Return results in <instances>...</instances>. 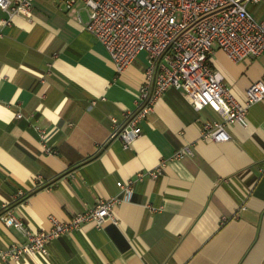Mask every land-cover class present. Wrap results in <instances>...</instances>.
I'll use <instances>...</instances> for the list:
<instances>
[{"label": "crops", "instance_id": "crops-1", "mask_svg": "<svg viewBox=\"0 0 264 264\" xmlns=\"http://www.w3.org/2000/svg\"><path fill=\"white\" fill-rule=\"evenodd\" d=\"M247 8L264 20V4ZM6 17L0 8V23ZM87 19L80 3L67 10L35 0L29 19L0 24V249L26 241L1 220L7 212L48 230L50 217L67 221L120 197L118 182L162 171L132 184L131 200L114 206L115 223L87 222L51 240L48 255L0 264H264V100L248 108L247 127L229 124L230 139L215 142L201 130L221 116L195 111L171 88L125 150L113 120L134 110L146 55L117 73ZM211 65L241 103L264 82V52L233 61L215 49ZM184 147L191 153L175 158Z\"/></svg>", "mask_w": 264, "mask_h": 264}, {"label": "built area", "instance_id": "built-area-1", "mask_svg": "<svg viewBox=\"0 0 264 264\" xmlns=\"http://www.w3.org/2000/svg\"><path fill=\"white\" fill-rule=\"evenodd\" d=\"M35 0H0L7 14L1 27L10 25L14 16H31ZM67 10L82 4L87 13L85 29L104 47L117 73H122L144 53L146 68L135 99L133 111L124 113L123 121L115 124L114 133L130 149L142 133L141 122L153 111L156 101L169 89L185 93L195 111L204 107L221 116L220 121L206 122L202 139L226 142L230 139L229 124L247 127L248 108L264 100V82L257 81L245 91L243 103L226 88L222 74L211 65L215 49H220L233 61L257 57L264 52V20L255 19L249 4H264V0H60ZM0 27V35H1ZM17 118L24 114L18 111ZM46 153H55L45 142L46 132L34 126ZM184 147L175 158L189 154ZM264 167V161H263ZM162 165L133 179L120 181V197L98 201L83 213L67 221L50 217L48 230H31L27 223L12 213L1 215L7 227L21 232L26 241L0 249V261L19 260L25 256L48 255L47 244L61 235L79 229L87 222L101 226L114 220V206L132 198V184L145 176L155 179Z\"/></svg>", "mask_w": 264, "mask_h": 264}, {"label": "rangeland", "instance_id": "rangeland-1", "mask_svg": "<svg viewBox=\"0 0 264 264\" xmlns=\"http://www.w3.org/2000/svg\"><path fill=\"white\" fill-rule=\"evenodd\" d=\"M77 6H78V5H77ZM140 56H142V57H143V56H145V55H144V53H142Z\"/></svg>", "mask_w": 264, "mask_h": 264}]
</instances>
